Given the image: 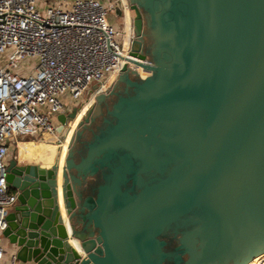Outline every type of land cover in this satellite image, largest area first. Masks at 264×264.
I'll list each match as a JSON object with an SVG mask.
<instances>
[{"label":"water","instance_id":"water-1","mask_svg":"<svg viewBox=\"0 0 264 264\" xmlns=\"http://www.w3.org/2000/svg\"><path fill=\"white\" fill-rule=\"evenodd\" d=\"M130 1L131 55L147 61L134 62L147 73L125 66L119 82L139 74L137 94L120 101L113 128L91 133L106 95L98 98L71 137L69 149L78 135L83 148L79 159L70 153L61 182L58 163L11 159L17 202L4 239L23 263L250 264L264 254V0ZM142 9L158 42L153 60ZM57 119L64 138L76 114ZM141 161L175 165L137 193L124 189ZM105 167L106 182L95 186ZM208 198L215 208L168 246L166 231Z\"/></svg>","mask_w":264,"mask_h":264},{"label":"built area","instance_id":"built-area-1","mask_svg":"<svg viewBox=\"0 0 264 264\" xmlns=\"http://www.w3.org/2000/svg\"><path fill=\"white\" fill-rule=\"evenodd\" d=\"M115 7L101 0H57L44 7L39 0H0V264H18L16 255L6 262L3 236L17 201L6 180L12 150L24 162L22 144L59 141L54 119L84 105L94 86L86 102L105 93L125 66L147 73L134 63L147 61L131 55L133 39L127 26L116 25ZM27 59L35 66L21 68ZM60 206L65 217L62 198ZM250 264H264V254Z\"/></svg>","mask_w":264,"mask_h":264},{"label":"flooded vegetation","instance_id":"flooded-vegetation-1","mask_svg":"<svg viewBox=\"0 0 264 264\" xmlns=\"http://www.w3.org/2000/svg\"><path fill=\"white\" fill-rule=\"evenodd\" d=\"M123 1V6L124 9H126V21H130V38L133 40L136 39L135 33H134V25H133V19L135 17V11L131 9L132 2L130 0ZM142 16H143V30H142V36L141 39L143 41V48H144V53L148 55L150 60H153V57L151 55V51L156 49L158 42L157 38L155 35L154 28L152 26V20L150 18V15L148 12L144 11L143 9L141 10ZM131 82L129 80H122L119 82V85H113L110 90H108L105 94L106 97L101 103V114L96 117L95 121H93L89 125V132L92 133L93 130L95 132H101V131H109L115 124L118 122V113L120 111L119 109V104L122 99H128V98H133L137 94V87L136 83L142 78L139 74H133L130 73L129 77ZM91 93H93L91 91ZM101 95H99L100 97ZM98 103V96L96 97V100L93 104L90 105V107L87 109L86 113L84 116L87 114V112L91 109H93V112L95 111V107ZM82 110V106L74 109L71 113H75L76 117ZM83 116V117H84ZM82 117V119H83ZM81 119V120H82ZM90 136V135H89ZM88 136V137H89ZM87 141H90L93 138V135L88 138ZM72 147L73 149H78V148H83V143L80 141L76 140L74 141ZM159 157H162L164 155H169V153H164L161 151L157 152ZM76 155V154H75ZM174 163L170 164H158V162H152L147 166H143V162L141 161L140 166L137 168L138 170H142L141 172L139 171L138 173H134L133 175H130L127 177V181L123 184L124 189L133 191V192H139L142 187L145 184H150L154 183L157 180L164 178L167 176L171 168L174 166ZM136 171V172H137ZM105 174L106 177L109 175V168L105 167L100 175H96V177L93 178V181L91 183H95V186H97L100 183L106 182L105 180ZM94 185V184H92ZM94 186V187H95ZM17 202V201H16ZM215 208V203L212 198H208L201 209L195 210L193 213L181 218L178 222L173 224L163 235L162 238H164L168 242V246H174L181 237V233L191 229L192 227L189 226L191 222L193 221H198L207 213L209 209H214Z\"/></svg>","mask_w":264,"mask_h":264},{"label":"rangeland","instance_id":"rangeland-1","mask_svg":"<svg viewBox=\"0 0 264 264\" xmlns=\"http://www.w3.org/2000/svg\"><path fill=\"white\" fill-rule=\"evenodd\" d=\"M39 1H41L42 4L49 5V4H52L53 2H56L57 0H39ZM67 1L71 2L72 0H67ZM101 1H103V2H105L107 4L115 3L116 7H115V10L113 12V15L115 17V23L121 30L125 29L126 26H127V21H126V17H125V15H126V11L125 10L126 9H124V6L122 5L123 4V0H101ZM2 63H6V61L4 60V61H2ZM35 64H36L35 60H28L27 59V60H24V61L21 62V68L29 69V68H32L33 66H35ZM119 80L120 79H117L116 82L114 83V85H116V86L119 85ZM90 95H91V93H89V92L88 93L86 92L84 94V96L82 98V100H83L82 104L83 103H85V104L82 105V109L86 108L89 105L90 102L94 103L95 99L90 101L89 103L86 102L87 98H89ZM73 133H74V129H73ZM64 139H65V137L63 138L62 134H61V137H60L59 141L63 142ZM29 140H32V139H29ZM59 141L56 140V139H48L47 142L46 141H40V140L37 141V142L45 145L44 148H47L45 150V156L49 159V162L50 161H55L56 159L59 158L58 157L59 156V152H60L59 149H61V147H60L61 144L59 143ZM48 146H54V147L51 148V147H48ZM53 150H55V151H53ZM65 159H66V157H65Z\"/></svg>","mask_w":264,"mask_h":264},{"label":"bare ground","instance_id":"bare-ground-1","mask_svg":"<svg viewBox=\"0 0 264 264\" xmlns=\"http://www.w3.org/2000/svg\"><path fill=\"white\" fill-rule=\"evenodd\" d=\"M126 1V0H123ZM127 29L130 30V21L127 20ZM127 37H130L129 34L130 32H127ZM93 102H90L89 105L86 108H83L80 113L78 114V116L76 117V120L74 121L73 125L71 126V129L69 130V132L66 134L64 141L61 143V149L59 152V158H58V164L60 166V182H61V172H62V168L64 166V162H65V157L69 148V144H70V140L72 137V133H73V129H75L76 125L81 121L82 117L84 116V114L86 113L87 109L89 108V106L92 104ZM45 145L41 144V143H35V142H28V143H24L21 146L20 149V154L21 156L25 157L27 160L29 161H39V160H46L45 159V150L47 148H44ZM48 147H54V146H48ZM55 151V150H53Z\"/></svg>","mask_w":264,"mask_h":264},{"label":"crops","instance_id":"crops-1","mask_svg":"<svg viewBox=\"0 0 264 264\" xmlns=\"http://www.w3.org/2000/svg\"><path fill=\"white\" fill-rule=\"evenodd\" d=\"M53 3H55V2H53ZM52 3V4H53ZM40 5L42 6V7H44V6H47V4L45 5V4H42L41 3V1H40ZM117 79H119V77L117 78ZM116 79V80H117ZM116 80L114 81V82H108L107 83V85L105 86L106 88H108L106 91H105V93L109 90V88H111L113 85H114V83L116 82ZM93 92V91H92ZM105 93H100V94H98V95H96V96H94L95 98V100H96V97L98 96V98H99V95H106ZM93 95H95L94 93L93 94H91L90 95V97L89 98H87V100L88 99H91V96H93ZM83 102V101H82ZM82 102H81V104H82ZM95 102V101H94ZM67 106L69 107V104L67 103ZM69 113H71L72 112V110L70 111H68ZM68 113V114H69ZM54 122L56 123V125H58L59 126V122H58V119L57 118H55L54 119ZM78 125V124H77ZM76 125V126H77ZM89 127V126H88ZM77 131H79L78 129L76 130V127H75V129H74V132H77ZM82 136L83 135H78V137L76 138V140H78V141H80L81 142V139H82ZM73 148L74 147H72V148H68V153H67V155H66V159H65V162H64V165H66L67 164V160H68V158H69V156H70V153L72 152V150H73ZM77 152H76V159H79V157H78V150H79V148L78 149H75ZM21 155V154H20ZM19 157V155H17L16 154V152L14 151V150H12V153L10 154V159H13V158H18ZM19 159V158H18ZM21 159L22 160H25L24 162H22V161H19V164H21V165H23V164H32V165H35V166H38V167H42V168H46V169H48V168H51V167H53L55 164H57V163H59L58 162V159H56L55 161H50L49 162V159L45 156V159L46 160H39V161H29V160H27L25 157H23V156H21ZM27 161V162H26ZM29 161V162H28ZM75 162L77 163L78 162V160H75ZM72 164H73V160H72V162H71ZM71 163H69V164H71ZM71 175L73 176V177H76V175H77V172L75 171V170H71ZM88 181H90V178H88ZM88 190H89V188H88ZM88 193V192H87ZM4 250H5V254H6V262H10L11 260H12V257L14 256V255H16V249L13 247V246H11L9 243H8V241L6 240V239H4ZM17 262H18V264H33V263H23V262H20L19 260H17Z\"/></svg>","mask_w":264,"mask_h":264}]
</instances>
